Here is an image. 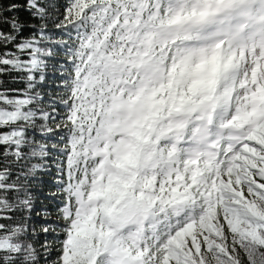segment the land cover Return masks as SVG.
<instances>
[{
    "label": "snow or ice",
    "instance_id": "1",
    "mask_svg": "<svg viewBox=\"0 0 264 264\" xmlns=\"http://www.w3.org/2000/svg\"><path fill=\"white\" fill-rule=\"evenodd\" d=\"M0 264H264V0H0Z\"/></svg>",
    "mask_w": 264,
    "mask_h": 264
},
{
    "label": "trees",
    "instance_id": "2",
    "mask_svg": "<svg viewBox=\"0 0 264 264\" xmlns=\"http://www.w3.org/2000/svg\"><path fill=\"white\" fill-rule=\"evenodd\" d=\"M39 210V209H38Z\"/></svg>",
    "mask_w": 264,
    "mask_h": 264
}]
</instances>
